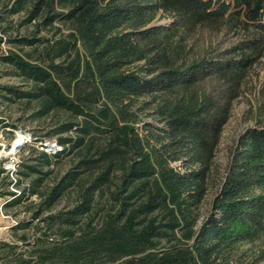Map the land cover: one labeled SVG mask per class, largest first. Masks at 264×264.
<instances>
[{
  "label": "rangeland",
  "instance_id": "obj_1",
  "mask_svg": "<svg viewBox=\"0 0 264 264\" xmlns=\"http://www.w3.org/2000/svg\"><path fill=\"white\" fill-rule=\"evenodd\" d=\"M160 16L151 23L170 26L171 18ZM19 18H10L11 26ZM228 24L217 20L212 26L198 24L160 33L159 68L223 56L247 34L241 26ZM31 29L20 27L19 34ZM10 48L14 47L2 43L0 53ZM23 79L11 66L0 63V168L6 171L0 176V246L11 243L16 253L27 257L34 250L29 244L37 243L47 249L43 264H264L262 233L236 239L200 234L240 132L264 127V51L243 75L239 68L215 71L192 86L183 84L141 97L135 107L138 123L122 122L115 132L89 136L83 147L56 157L34 194L25 189L34 176L21 179L20 187L10 181L15 182L22 164L35 163L37 151L52 156L63 147L58 136L51 135L56 118L34 116L23 100L1 90L21 85ZM232 85L236 88L228 122L217 135L210 161L200 167L205 177H196L198 166H184L186 158L162 171L131 177L137 169L154 171L145 160L143 137L153 141L159 128L166 127L161 119L196 105V100L215 94L218 87ZM17 133L26 136V143L13 155L8 150ZM56 144L59 149H52ZM252 181L250 187L236 189L233 197L264 194V173ZM9 190L16 195L7 196ZM6 252L0 249V255Z\"/></svg>",
  "mask_w": 264,
  "mask_h": 264
},
{
  "label": "trees",
  "instance_id": "obj_2",
  "mask_svg": "<svg viewBox=\"0 0 264 264\" xmlns=\"http://www.w3.org/2000/svg\"><path fill=\"white\" fill-rule=\"evenodd\" d=\"M159 15L171 18L170 26L147 28ZM15 16L20 18L13 27L9 19ZM217 20L239 25L248 35L215 61L159 68L160 33L212 26ZM23 26L32 29L19 34ZM2 43L14 48L0 53V63L11 66L24 82L1 90L23 100L34 116L56 118L51 135H57L63 147L52 156L37 151L35 163L22 164L15 182L10 181L20 187L21 179L34 176L30 187H25L34 194L56 157L72 154L89 136L115 132L122 122L138 123L135 107L141 97L192 86L215 71L239 68L243 75L263 55L264 0H0V49ZM235 86L218 87L215 94L196 100V105L161 119L166 127L159 128L154 140L143 137L145 160L154 171L137 169L131 177L162 171L184 158V166H198L196 177H205L200 167L210 161L217 135L228 122ZM226 168L201 236L236 239L264 234V194L233 197L236 189L250 187L252 178L264 173V127L240 132ZM5 172L1 167L0 176ZM16 193L9 190L6 195ZM29 245L34 250L24 257L13 250V244L2 243L0 249L7 252L0 260L43 264L47 249Z\"/></svg>",
  "mask_w": 264,
  "mask_h": 264
},
{
  "label": "water",
  "instance_id": "obj_3",
  "mask_svg": "<svg viewBox=\"0 0 264 264\" xmlns=\"http://www.w3.org/2000/svg\"><path fill=\"white\" fill-rule=\"evenodd\" d=\"M152 26H155V24L154 23H149V26H147V28L152 27ZM25 143H26V141L20 142V141L17 140V143L14 146H12L13 151L18 152L20 150V148H22ZM10 154L15 155L16 153L15 152H10Z\"/></svg>",
  "mask_w": 264,
  "mask_h": 264
},
{
  "label": "bare ground",
  "instance_id": "obj_4",
  "mask_svg": "<svg viewBox=\"0 0 264 264\" xmlns=\"http://www.w3.org/2000/svg\"><path fill=\"white\" fill-rule=\"evenodd\" d=\"M25 137H26L25 135H21V134L17 133V135H16L15 139L13 140V143H12L10 149L8 150V152L9 153L10 152H16V151H13L12 146H14L17 143V140L20 141V142H23V139Z\"/></svg>",
  "mask_w": 264,
  "mask_h": 264
},
{
  "label": "built area",
  "instance_id": "obj_5",
  "mask_svg": "<svg viewBox=\"0 0 264 264\" xmlns=\"http://www.w3.org/2000/svg\"><path fill=\"white\" fill-rule=\"evenodd\" d=\"M44 146H45V145L42 144V145L40 146V148L44 150ZM52 149L57 150V149H59V147H58V145L56 144V145L53 146ZM54 152H56V151H54ZM12 159H13V158H12ZM13 176H14V174H13ZM14 180H15V178H14Z\"/></svg>",
  "mask_w": 264,
  "mask_h": 264
}]
</instances>
